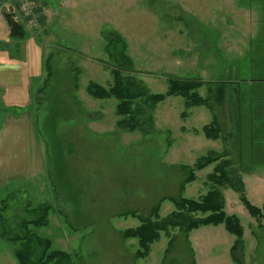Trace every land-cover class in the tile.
Wrapping results in <instances>:
<instances>
[{
    "label": "rangeland",
    "instance_id": "374dc122",
    "mask_svg": "<svg viewBox=\"0 0 264 264\" xmlns=\"http://www.w3.org/2000/svg\"><path fill=\"white\" fill-rule=\"evenodd\" d=\"M34 1L35 25L28 21L27 37L12 41L6 15L19 8L12 0H0V205L12 198L4 214L9 222L34 218L28 205L51 203L49 224L30 228L50 238L55 248L77 254V264H237L230 254L236 238L223 225L193 230L188 241L179 229L172 230L170 250L169 238L163 235L145 258L135 257L136 239L125 240L120 234L139 224L123 213L147 212L159 199L178 195L182 165H193L211 151L229 150L236 158L231 122L239 109L233 106L232 86L223 104L211 100L187 108L181 96L166 98L156 106L155 124L147 125L152 130L146 134L119 128L117 101L96 99L87 86L92 81L103 86L112 82L104 62L103 30L119 31L126 38L135 74L152 93L166 92L169 75L202 79L206 84L198 92L206 98L212 97L209 89L215 82L264 78L255 61L250 67L256 56L251 38L261 42V3ZM52 53L51 82L41 91L48 74L46 56ZM258 95L248 98L243 111H264V98ZM12 106L25 110L3 115L2 110ZM215 115L224 130L218 140L201 132ZM259 129L252 140L255 154L236 159L246 169L241 172L244 194L255 206L264 203V162L258 158L264 129ZM214 167L198 171L184 196L197 199L206 194L211 188L207 176ZM224 194L226 212L237 215L244 227L243 264H264V220L253 217L233 189L225 188ZM173 209L165 200L161 213ZM17 246L0 238V264H18Z\"/></svg>",
    "mask_w": 264,
    "mask_h": 264
},
{
    "label": "trees",
    "instance_id": "16d2710c",
    "mask_svg": "<svg viewBox=\"0 0 264 264\" xmlns=\"http://www.w3.org/2000/svg\"><path fill=\"white\" fill-rule=\"evenodd\" d=\"M6 20L10 29L9 37L12 41L27 37L28 32L23 22L15 21L12 14H7ZM101 34L107 58L104 62L105 65H108L106 68L110 70L112 82L108 86H103L92 81L87 86V91L96 99H115L117 101L116 112L120 117L117 124L122 130L140 131L144 134L151 132L152 128H148L147 125L155 124L156 106L170 96L184 98L187 108L209 105L211 100L223 104L228 94V86H232L236 93L233 106L237 110L239 109L236 113L240 121L236 130V140L233 139L239 150L236 158L234 159V154L229 150L211 151L198 158L193 165H182L180 170L184 178L180 183L178 195L159 199L147 212L132 209L123 213L126 217L137 218L139 224L122 229L120 231L122 238L125 240L136 239L139 247L135 252V257L145 258L149 256L152 245L160 241L163 235H167L169 238L167 252L170 250L175 240V237L170 234L172 230L179 229V232L188 241L193 230L204 226L223 225L226 231L236 238L230 248L231 258L235 263L243 264L245 255L244 227L237 215L226 212L224 189L231 188L239 193L249 213L258 221L264 220V203L262 206H255L248 200L244 194V182L241 178V172H246V169L242 167L243 162L242 164L236 162V159L242 160L248 154L251 155L253 137L259 131L244 126L248 111H243V109L249 101L248 98L256 99L258 93L261 94V96L258 95L259 97L264 98V85L254 88L255 86L252 87L246 83L245 79L240 83H236L237 80H223L212 84L213 86L209 89L212 97L206 98L198 92L206 84L202 79L169 75L167 77L169 86L166 92L152 93L146 83L135 74V61L129 54L126 38L116 30H103ZM52 60L53 53L49 57L46 56L44 70L48 71V74L44 85L39 89L41 91L46 90L51 82L52 68L54 67ZM260 80L264 81V79ZM243 83L247 85V88L250 87L249 90L242 88ZM251 89L253 90L251 91ZM251 93H255V96ZM256 102L258 101L256 100ZM20 109L21 111H19ZM23 110L25 107L12 106L4 108L2 113L3 115H20ZM201 132L208 139L222 138L224 130L217 115L209 124L204 125ZM235 163L239 165V168L234 166ZM212 164H215L214 170L207 176V181L211 184L209 191L197 199L185 197L184 192L187 185L197 179L196 173ZM10 199L12 198H6L0 205V238L18 245L14 250L18 264H77V254L55 248L50 238L43 237L30 228L31 225L47 226L49 224L51 203L46 202L35 207L28 205L26 210L32 212L35 215L34 218L20 219L10 223L9 218L4 215L10 206L8 203ZM165 200L171 201L174 209L168 214L162 215V204Z\"/></svg>",
    "mask_w": 264,
    "mask_h": 264
},
{
    "label": "crops",
    "instance_id": "0c3cea01",
    "mask_svg": "<svg viewBox=\"0 0 264 264\" xmlns=\"http://www.w3.org/2000/svg\"><path fill=\"white\" fill-rule=\"evenodd\" d=\"M261 3V9H262V13H261V18L259 19L261 22V26L259 27L260 31L259 34L261 36V38H259L258 40H261V42H257L255 43V39L251 38V47H254L253 50L255 52V58H253L254 60L251 61V68H253V63L254 61L257 63L255 68L256 70H259L260 72L264 73V0H258ZM253 32V31H252ZM260 79H264V78H253L251 77L250 79L246 80V83H249L250 85H252V87H254L255 85H259L262 86L264 85V81L260 80ZM242 80L244 79H239L237 81H235L236 83H240L242 82ZM263 92V91H262ZM259 94V93H258ZM235 112V116L233 119V122H231L233 124V128L234 130H237L238 124H239V118H236V111ZM253 113V115H252ZM256 120V121H255ZM255 121V122H254ZM260 125L262 126L261 129H264V111H248V115L246 116V122L244 124V126L246 128L250 127L251 129H259L257 128V126ZM248 126V127H247ZM259 129V130H261ZM254 152H251V155H254ZM249 155V154H248ZM246 156L245 158H250V156ZM258 158L260 159L259 161L264 162V149L260 151V153L258 154ZM247 163V161H246ZM264 181V180H262Z\"/></svg>",
    "mask_w": 264,
    "mask_h": 264
},
{
    "label": "built area",
    "instance_id": "2783aa9c",
    "mask_svg": "<svg viewBox=\"0 0 264 264\" xmlns=\"http://www.w3.org/2000/svg\"><path fill=\"white\" fill-rule=\"evenodd\" d=\"M16 2L19 7V12L14 13L15 20H24L27 24L28 21L32 25L37 20L36 3L32 0H12ZM28 19V20H27ZM35 25V23L33 24Z\"/></svg>",
    "mask_w": 264,
    "mask_h": 264
}]
</instances>
